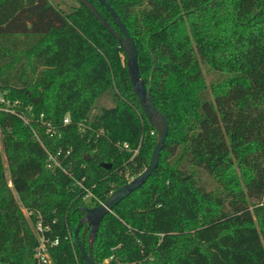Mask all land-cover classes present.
I'll list each match as a JSON object with an SVG mask.
<instances>
[{
  "label": "trees",
  "instance_id": "obj_1",
  "mask_svg": "<svg viewBox=\"0 0 264 264\" xmlns=\"http://www.w3.org/2000/svg\"><path fill=\"white\" fill-rule=\"evenodd\" d=\"M57 1L0 0V92L60 134L40 129L38 142L0 113V264H36L38 220L59 241L52 264H84L73 236L83 209L139 175L156 143L117 41L77 0ZM105 1L168 134L147 181L101 221L95 264H264V0ZM41 144L70 150L72 177L46 169Z\"/></svg>",
  "mask_w": 264,
  "mask_h": 264
},
{
  "label": "water",
  "instance_id": "obj_2",
  "mask_svg": "<svg viewBox=\"0 0 264 264\" xmlns=\"http://www.w3.org/2000/svg\"><path fill=\"white\" fill-rule=\"evenodd\" d=\"M77 1L94 17L101 27L117 41L119 48L122 49L125 56L126 72L132 92L137 100L142 114L145 116L150 126L156 133V143L151 152L147 167L125 185L111 192L106 200L101 204L92 208L86 207L83 209L84 215L77 223L73 232L74 241L84 264H95L92 257V246L96 239V234L101 221L123 199L128 197L134 191L138 190L147 181L152 172L157 168L160 153L168 134V122L163 114L157 110L151 102V76L149 84L146 86L139 73L138 52L136 46L117 13L105 0H96L109 13L114 26L117 28L116 31L103 19V17L88 0ZM88 160L89 157L86 158V161ZM101 167L109 169L111 165L104 164L101 165ZM81 229L82 233L79 235V231ZM85 237L87 242L86 248L84 245Z\"/></svg>",
  "mask_w": 264,
  "mask_h": 264
},
{
  "label": "built area",
  "instance_id": "obj_3",
  "mask_svg": "<svg viewBox=\"0 0 264 264\" xmlns=\"http://www.w3.org/2000/svg\"><path fill=\"white\" fill-rule=\"evenodd\" d=\"M0 113L11 115L19 119L22 125L26 127L27 129H29L32 136L38 142H40V136H39L40 129H43L45 133L48 135L60 137V134L57 132L56 128L51 125V123L44 122L43 114H40L38 117H36V119H34L35 114L31 107H27V108L25 107V109L22 110L20 107L19 101L11 100L8 97L6 92H0ZM68 123H69L68 117H65L63 119V125H67ZM151 135H153V133H151ZM42 147L46 153V161H45L46 169L51 170V171L60 170L65 175L72 177V174L68 171L69 166H67L66 168L65 165L63 164L70 150L65 152V155L61 157L62 151L60 149H58L55 152H51V151H48L43 145ZM121 149L124 151H130L126 143L122 144ZM137 152H138V149H135L133 151V155H136ZM76 184L80 186L84 191L82 200L85 203L96 201V197L88 189L82 186L81 181H76ZM98 203L101 204L102 202H98ZM47 231H49V228L43 226L40 220H38L34 224V233L36 235L37 243H38L37 247L34 250V255H33L36 261V264H52L48 249L50 247L57 246L59 241L57 238L45 237L44 232H47ZM111 259L112 257H110L108 261H110ZM117 264H121V263H117Z\"/></svg>",
  "mask_w": 264,
  "mask_h": 264
},
{
  "label": "rangeland",
  "instance_id": "obj_4",
  "mask_svg": "<svg viewBox=\"0 0 264 264\" xmlns=\"http://www.w3.org/2000/svg\"><path fill=\"white\" fill-rule=\"evenodd\" d=\"M54 4H56V5H58L59 4V1H57V0H51ZM62 7V6H61ZM211 79H212V76H208V75H206V81H207V83L209 84L210 83V81H211ZM102 99H104V98H102ZM102 99H100L99 100V104H98V106H97V108H99L101 105H103L104 107H109L110 106V104H109V102L108 101H106V100H102ZM106 101V102H105ZM104 103V104H103ZM100 105V106H99ZM2 159H3V165H4V169H5V177H6V181H7V185L8 186H10V183H9V176H8V172H7V170H6V164H5V162H4V156L2 155ZM236 175H237V177L238 178H240V172L239 171H237L236 170ZM131 180V179H130ZM129 180V181H130ZM204 180L205 181H207V185H208V187L209 188H213L214 189V187H215V185H214V183L212 182V181H210V180H208L207 178H204ZM21 209V212L23 213V215H24V217L29 221V219H28V213L24 210V209H22V207L20 208ZM31 226H32V228H33V224H31Z\"/></svg>",
  "mask_w": 264,
  "mask_h": 264
}]
</instances>
